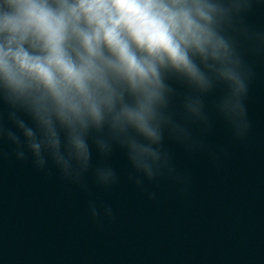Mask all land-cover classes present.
Listing matches in <instances>:
<instances>
[{
	"label": "clouds",
	"instance_id": "1",
	"mask_svg": "<svg viewBox=\"0 0 264 264\" xmlns=\"http://www.w3.org/2000/svg\"><path fill=\"white\" fill-rule=\"evenodd\" d=\"M252 3L0 0V138L18 160L30 154L38 172L54 168L85 190L89 172L99 187L117 183L108 163L117 149L138 187L165 176L182 182L166 136L186 151L201 149L189 125L210 130L205 97L218 86L225 89L218 116L237 138L250 129L245 98L253 72L232 32ZM174 84L187 88L180 119ZM89 209L95 220L94 202ZM104 215L113 217L112 209Z\"/></svg>",
	"mask_w": 264,
	"mask_h": 264
}]
</instances>
